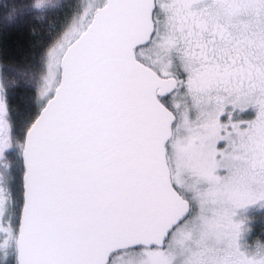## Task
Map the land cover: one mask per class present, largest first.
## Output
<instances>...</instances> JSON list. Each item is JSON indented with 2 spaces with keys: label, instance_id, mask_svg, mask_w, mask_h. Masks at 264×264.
I'll return each instance as SVG.
<instances>
[{
  "label": "snow or ice",
  "instance_id": "6c2138e0",
  "mask_svg": "<svg viewBox=\"0 0 264 264\" xmlns=\"http://www.w3.org/2000/svg\"><path fill=\"white\" fill-rule=\"evenodd\" d=\"M18 26L0 264H264V0H0Z\"/></svg>",
  "mask_w": 264,
  "mask_h": 264
},
{
  "label": "trees",
  "instance_id": "16d2710c",
  "mask_svg": "<svg viewBox=\"0 0 264 264\" xmlns=\"http://www.w3.org/2000/svg\"><path fill=\"white\" fill-rule=\"evenodd\" d=\"M38 31H39V26ZM35 38L29 34L27 26H18L0 34V53L12 58H20L28 54Z\"/></svg>",
  "mask_w": 264,
  "mask_h": 264
}]
</instances>
